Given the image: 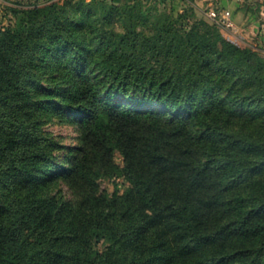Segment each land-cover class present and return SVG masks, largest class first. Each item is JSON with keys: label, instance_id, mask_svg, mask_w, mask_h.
<instances>
[{"label": "trees", "instance_id": "1", "mask_svg": "<svg viewBox=\"0 0 264 264\" xmlns=\"http://www.w3.org/2000/svg\"><path fill=\"white\" fill-rule=\"evenodd\" d=\"M104 5L0 29V264H264V57L188 9L123 6L116 32ZM52 118L78 128L62 156Z\"/></svg>", "mask_w": 264, "mask_h": 264}, {"label": "rangeland", "instance_id": "2", "mask_svg": "<svg viewBox=\"0 0 264 264\" xmlns=\"http://www.w3.org/2000/svg\"><path fill=\"white\" fill-rule=\"evenodd\" d=\"M46 1L56 0H0V29H4L7 25L16 22V16H14V10L20 9L23 6L33 5L34 3H43ZM83 3V5H90L92 18L97 21L98 17L102 13L101 4H105V11L111 12V18L107 28L113 29L116 32L123 31L122 25L119 21L120 9L123 6H135L141 4L143 10L150 9L151 13L154 12H166L170 13L173 9V15L175 13H182L184 9H188L186 13V23L189 27L192 26L197 20H204L208 24H213L212 20L208 18L209 13H213L216 19L224 11H227V5L225 0H74V3ZM245 7L255 9L256 22L254 25H260L259 30L253 32L251 29L243 32L231 19L232 25L230 28H223L222 30L229 35L232 39L238 41H245L246 46L257 52L264 57V0H245ZM190 7L192 10H189ZM119 11V12H118ZM254 9L252 11V14ZM174 17V16H173ZM98 23H100L98 21ZM105 23V25H107ZM147 25H139L137 30H142L145 33H151L153 31L151 22H147ZM220 26V25H219ZM188 27V28H189ZM42 129L44 133L53 136L57 139L59 145L62 147L58 152L59 156H62L68 149L77 146L78 144V128L70 121L61 120L58 121L55 118L47 121L43 124ZM115 161L119 165L121 164V158L118 154L115 155ZM100 191L111 195L113 193L122 194L127 188L128 184L122 178L104 177L99 181ZM47 190L55 193L65 195L67 198L72 196L71 191L61 181L54 182L51 186L47 187ZM98 249H102L103 245L98 244Z\"/></svg>", "mask_w": 264, "mask_h": 264}, {"label": "crops", "instance_id": "3", "mask_svg": "<svg viewBox=\"0 0 264 264\" xmlns=\"http://www.w3.org/2000/svg\"><path fill=\"white\" fill-rule=\"evenodd\" d=\"M227 8L226 10L230 12L231 19L233 22L240 28L241 31L245 32L248 29L252 30L253 32H256L259 30L260 25H254V22H256V14H255V8L254 12L252 14L253 9H250V12L248 10V7H245V0H225ZM243 44H245V41H240ZM247 45V44H245Z\"/></svg>", "mask_w": 264, "mask_h": 264}, {"label": "built area", "instance_id": "4", "mask_svg": "<svg viewBox=\"0 0 264 264\" xmlns=\"http://www.w3.org/2000/svg\"><path fill=\"white\" fill-rule=\"evenodd\" d=\"M217 16H215L213 13L208 14V18L212 20L213 23L222 26L223 28L227 27L230 28L232 25L231 22V14L229 11H224L220 14V16L216 19Z\"/></svg>", "mask_w": 264, "mask_h": 264}]
</instances>
